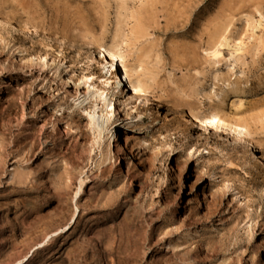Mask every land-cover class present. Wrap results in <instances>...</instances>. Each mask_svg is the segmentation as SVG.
I'll return each mask as SVG.
<instances>
[{
  "label": "rangeland",
  "instance_id": "1",
  "mask_svg": "<svg viewBox=\"0 0 264 264\" xmlns=\"http://www.w3.org/2000/svg\"><path fill=\"white\" fill-rule=\"evenodd\" d=\"M0 12L28 27L24 40L0 24V264H264V177L185 116L216 109L264 159V0H0ZM97 44L116 46L157 101H130L142 122L124 168L76 106L86 86L70 83L102 77ZM12 47L34 74L3 66ZM141 142L172 154L173 173Z\"/></svg>",
  "mask_w": 264,
  "mask_h": 264
},
{
  "label": "bare ground",
  "instance_id": "2",
  "mask_svg": "<svg viewBox=\"0 0 264 264\" xmlns=\"http://www.w3.org/2000/svg\"><path fill=\"white\" fill-rule=\"evenodd\" d=\"M0 24L9 28V30L15 34H19L24 40L28 39V27L24 23L0 12ZM136 35L139 37L142 36V31L139 26L136 28ZM0 44L5 46L9 45L3 37H0ZM95 49L96 51H94V54L98 64L97 69L102 77L98 81L92 77H81V79L73 80L70 83H72L74 89L77 87L79 88L81 84L86 86V92L83 95L81 94L82 92L77 95L75 101L76 106L85 107V109L88 108L90 111L92 110V113L89 112V118L92 125L100 136L105 137L111 144L115 142L114 147L119 156V167L124 168V162L128 160L125 149L127 139L131 132H136L138 130L137 126L139 122H142V116L138 114L137 106L133 105L130 101H135L139 105L141 104L145 109H148L149 107L155 108L156 103L154 102L157 101H155L151 94L153 88L150 84H148L145 79H142L139 74H136L133 78L125 65L121 64L124 55L118 51L116 46L97 44ZM10 50L11 53H9V55L3 60V66L13 68L17 75H22L21 71L34 74L32 61L28 57L23 56L22 53L16 51L13 47L10 48ZM39 62L46 67H52V65H55L57 67V74L62 76L63 79L61 84L64 87L68 86L69 79L64 73L60 61L48 59L47 56H42L39 58ZM93 81L96 83L95 87L91 86ZM185 116L189 124L195 127L198 131L220 134L228 140L231 146L237 147L247 153V159H249L251 164L257 167L261 176L264 177V159L260 157L258 151L247 141L246 130L241 125L228 122L216 109H213L206 114L186 111ZM154 128L155 123L150 120L149 126L142 130L143 133L146 134L152 132ZM138 149L153 154L155 157L153 159L164 162L163 164L165 165L167 173H173L174 160L172 154L163 155L158 148L151 147L146 142H141L138 145ZM134 161L148 171L149 166L140 157L135 156ZM28 175V172L22 173L21 178L14 182V184L20 187L22 185L28 186L29 184L26 182ZM202 191L203 196L206 197L207 192L203 187ZM19 205L20 207L29 206L28 202L25 201H21ZM200 209L201 211H204L203 203L200 206ZM76 218L77 209L71 218L69 226H67L65 230L70 229L71 225L75 223ZM130 229L131 228L129 227L126 231V239L132 240L134 238L130 233Z\"/></svg>",
  "mask_w": 264,
  "mask_h": 264
}]
</instances>
